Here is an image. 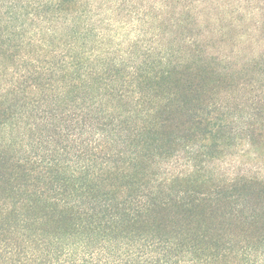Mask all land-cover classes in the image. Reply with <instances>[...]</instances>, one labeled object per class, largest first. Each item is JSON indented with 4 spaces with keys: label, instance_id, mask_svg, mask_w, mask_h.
I'll return each instance as SVG.
<instances>
[{
    "label": "trees",
    "instance_id": "obj_1",
    "mask_svg": "<svg viewBox=\"0 0 264 264\" xmlns=\"http://www.w3.org/2000/svg\"><path fill=\"white\" fill-rule=\"evenodd\" d=\"M0 264H264V0H0Z\"/></svg>",
    "mask_w": 264,
    "mask_h": 264
},
{
    "label": "rangeland",
    "instance_id": "obj_2",
    "mask_svg": "<svg viewBox=\"0 0 264 264\" xmlns=\"http://www.w3.org/2000/svg\"><path fill=\"white\" fill-rule=\"evenodd\" d=\"M241 61H239V65H241ZM249 88L251 86H248ZM248 87H244L243 89H241L240 91L244 90V89H249ZM238 102L234 99H232V102ZM236 115L239 114L241 115V110L240 107L238 108V110H236V112H234ZM236 124L240 125L239 123L236 122ZM239 129L234 130L232 133L233 135H241L242 131H239ZM237 142L235 143V145H233L230 149H229V153L221 158H218L214 164L217 167L216 169H218L219 172H221L222 174H225L226 176L231 175L232 173H236L238 171H241L242 169H249L251 171H258V169H260V165L261 163L255 158V156L251 153L249 154L247 151L248 147L236 140ZM185 156V158H184ZM175 167H173V170L175 171H185L187 170L189 167H191V165L189 164H185V162L187 161V155H181L178 157V159L175 160ZM187 165V166H186Z\"/></svg>",
    "mask_w": 264,
    "mask_h": 264
}]
</instances>
